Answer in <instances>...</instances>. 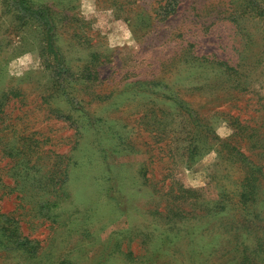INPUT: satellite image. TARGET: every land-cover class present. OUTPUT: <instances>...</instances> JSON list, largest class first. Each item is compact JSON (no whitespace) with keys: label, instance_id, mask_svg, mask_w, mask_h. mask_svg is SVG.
Masks as SVG:
<instances>
[{"label":"rangeland","instance_id":"obj_1","mask_svg":"<svg viewBox=\"0 0 264 264\" xmlns=\"http://www.w3.org/2000/svg\"><path fill=\"white\" fill-rule=\"evenodd\" d=\"M23 1L0 264H264V0Z\"/></svg>","mask_w":264,"mask_h":264},{"label":"trees","instance_id":"obj_2","mask_svg":"<svg viewBox=\"0 0 264 264\" xmlns=\"http://www.w3.org/2000/svg\"><path fill=\"white\" fill-rule=\"evenodd\" d=\"M17 3H18V5L20 6V9H21V11L23 12V13H27V14H38V15H40L42 18H43V20L45 21V24L47 25H49V22H48V19H47V10L46 9H37V10H31V9H29V8H27V7H25V5H24V1L23 0H17ZM50 28L51 27H49L48 28V30H50ZM49 48V50H50V47H48ZM48 50V51H49ZM239 156H241V155H239ZM242 157V156H241ZM244 158V157H243ZM244 161H246L245 159H244ZM243 161V162H244ZM246 166V165H245ZM24 244L23 243H21V244H17V246H23Z\"/></svg>","mask_w":264,"mask_h":264}]
</instances>
